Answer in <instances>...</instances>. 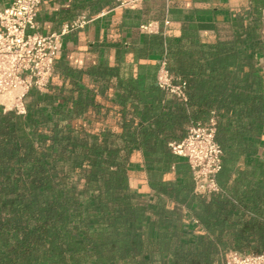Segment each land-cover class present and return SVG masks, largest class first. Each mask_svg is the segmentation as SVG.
<instances>
[{
  "label": "trees",
  "instance_id": "1",
  "mask_svg": "<svg viewBox=\"0 0 264 264\" xmlns=\"http://www.w3.org/2000/svg\"><path fill=\"white\" fill-rule=\"evenodd\" d=\"M261 52V39L240 37L200 54L168 52L187 102L159 116L154 80L136 127L123 108L119 127L96 129L104 105L51 79L29 92L24 116L0 109V264H222L229 251L264 253ZM211 114L222 193L199 197L165 142ZM171 128L179 135L166 136ZM138 150L148 197L129 184ZM173 167L182 178L174 187L163 180Z\"/></svg>",
  "mask_w": 264,
  "mask_h": 264
},
{
  "label": "crops",
  "instance_id": "2",
  "mask_svg": "<svg viewBox=\"0 0 264 264\" xmlns=\"http://www.w3.org/2000/svg\"><path fill=\"white\" fill-rule=\"evenodd\" d=\"M11 1L0 0V10ZM78 19L86 23L63 37L51 84H64L67 88L77 85L104 105L106 111L99 113L96 129L104 124L119 127L123 108L126 121L136 127L135 109H140L141 103L148 99L161 58L169 65L173 64V58H168V52L200 54L216 43L227 45L238 37L245 43L260 41L264 0H140L133 4L117 0H44L37 10L36 27L29 33L42 36L59 33L64 25ZM149 23L155 25L157 32H140L139 27ZM257 59L264 91V53H259ZM175 102L179 103L159 90V116L175 112ZM181 127L186 131L187 124ZM167 133L179 135L173 128L166 136ZM165 135H159V139ZM166 141L169 147L177 140ZM160 146L162 143L159 151ZM141 152L138 150L131 160L137 158L141 164ZM163 180L174 187L182 178L173 167ZM141 184L150 196L145 174Z\"/></svg>",
  "mask_w": 264,
  "mask_h": 264
},
{
  "label": "built area",
  "instance_id": "3",
  "mask_svg": "<svg viewBox=\"0 0 264 264\" xmlns=\"http://www.w3.org/2000/svg\"><path fill=\"white\" fill-rule=\"evenodd\" d=\"M43 1L12 0L0 10V109L3 112L13 111L19 116L26 114L25 99L32 90L45 91L54 62L61 52L63 37L86 23L78 19L64 25L59 33L47 36L29 33L36 27L37 10ZM117 1L133 4L140 0ZM139 30L144 34L157 32L153 23L142 25ZM261 33L264 48V29ZM154 80L159 90L181 103L187 102V84L169 71L165 58L159 60ZM215 135L216 119L211 114L204 123H189L186 136L169 145L172 154L186 162L195 196L209 197L222 193L217 183L222 151ZM222 264H264V253L229 251Z\"/></svg>",
  "mask_w": 264,
  "mask_h": 264
},
{
  "label": "rangeland",
  "instance_id": "4",
  "mask_svg": "<svg viewBox=\"0 0 264 264\" xmlns=\"http://www.w3.org/2000/svg\"><path fill=\"white\" fill-rule=\"evenodd\" d=\"M136 165H139L138 159H132L131 165L129 166V171H131V178L129 180L130 187L131 189L138 191L141 196L148 197L149 194L145 193L143 185L141 184V180L144 179V171L141 168L136 167Z\"/></svg>",
  "mask_w": 264,
  "mask_h": 264
}]
</instances>
